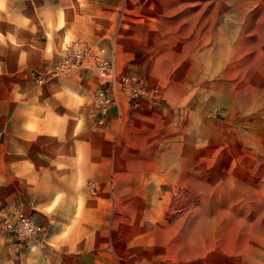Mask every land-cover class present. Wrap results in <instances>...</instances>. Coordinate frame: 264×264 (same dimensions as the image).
Wrapping results in <instances>:
<instances>
[{
  "label": "rangeland",
  "instance_id": "obj_1",
  "mask_svg": "<svg viewBox=\"0 0 264 264\" xmlns=\"http://www.w3.org/2000/svg\"><path fill=\"white\" fill-rule=\"evenodd\" d=\"M27 2L0 0V24L37 10ZM38 9L68 16L62 47L81 38L115 49L146 90L121 93L99 123L90 70L88 117L113 130L117 170L84 178L68 217L22 207L45 223L44 240L16 248L0 229V264H264V0ZM4 39L16 40L0 29Z\"/></svg>",
  "mask_w": 264,
  "mask_h": 264
},
{
  "label": "crops",
  "instance_id": "obj_2",
  "mask_svg": "<svg viewBox=\"0 0 264 264\" xmlns=\"http://www.w3.org/2000/svg\"><path fill=\"white\" fill-rule=\"evenodd\" d=\"M29 1L37 10L0 24L16 39L0 40V206L58 219L75 209L84 178L117 170L114 132L88 117L93 72L72 71L42 84L34 78V70L59 61L69 19L60 9L39 11L43 0Z\"/></svg>",
  "mask_w": 264,
  "mask_h": 264
},
{
  "label": "built area",
  "instance_id": "obj_3",
  "mask_svg": "<svg viewBox=\"0 0 264 264\" xmlns=\"http://www.w3.org/2000/svg\"><path fill=\"white\" fill-rule=\"evenodd\" d=\"M77 70H96L99 75L100 83L93 95L95 115L99 123H104L110 107L119 103L121 93L136 98L146 90L144 78L119 70L115 49L107 55L103 46L81 38L62 47L59 61L55 65L36 69L34 75L39 83H47ZM0 229L8 235L16 248H20L41 244L47 228L33 213L1 205Z\"/></svg>",
  "mask_w": 264,
  "mask_h": 264
}]
</instances>
